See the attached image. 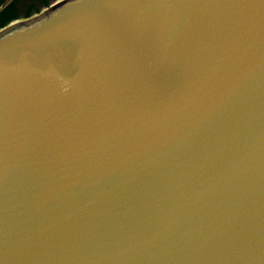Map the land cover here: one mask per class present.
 Listing matches in <instances>:
<instances>
[{
  "label": "water",
  "instance_id": "obj_1",
  "mask_svg": "<svg viewBox=\"0 0 264 264\" xmlns=\"http://www.w3.org/2000/svg\"><path fill=\"white\" fill-rule=\"evenodd\" d=\"M103 2L0 29V264H264V6Z\"/></svg>",
  "mask_w": 264,
  "mask_h": 264
},
{
  "label": "trees",
  "instance_id": "obj_2",
  "mask_svg": "<svg viewBox=\"0 0 264 264\" xmlns=\"http://www.w3.org/2000/svg\"><path fill=\"white\" fill-rule=\"evenodd\" d=\"M57 0H0V29L18 18H28Z\"/></svg>",
  "mask_w": 264,
  "mask_h": 264
},
{
  "label": "snow or ice",
  "instance_id": "obj_3",
  "mask_svg": "<svg viewBox=\"0 0 264 264\" xmlns=\"http://www.w3.org/2000/svg\"><path fill=\"white\" fill-rule=\"evenodd\" d=\"M140 2L142 3V6L149 7V8L154 7V6H166L167 4V0H140ZM82 3L84 4L85 7H92V8H99V9L107 8L110 6L104 3L103 0H101L100 3H97L96 0H82ZM260 3H261V6H264V0H260ZM229 6L247 9V8L254 7V4L251 2V0H235V2ZM104 14H107V13H104ZM182 22H183V17L181 14V18L177 23V27L182 26Z\"/></svg>",
  "mask_w": 264,
  "mask_h": 264
}]
</instances>
